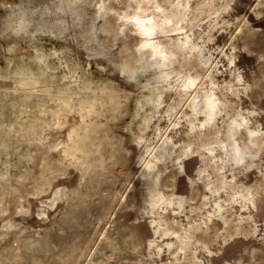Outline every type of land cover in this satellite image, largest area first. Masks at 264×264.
Masks as SVG:
<instances>
[{
    "label": "rangeland",
    "instance_id": "obj_1",
    "mask_svg": "<svg viewBox=\"0 0 264 264\" xmlns=\"http://www.w3.org/2000/svg\"><path fill=\"white\" fill-rule=\"evenodd\" d=\"M75 2L0 0V264H264V0H108L99 20L105 0ZM155 6L180 13L162 42L207 62L178 58L166 84L125 18ZM200 89L214 127L189 109ZM234 120L263 142L232 165Z\"/></svg>",
    "mask_w": 264,
    "mask_h": 264
},
{
    "label": "bare ground",
    "instance_id": "obj_2",
    "mask_svg": "<svg viewBox=\"0 0 264 264\" xmlns=\"http://www.w3.org/2000/svg\"><path fill=\"white\" fill-rule=\"evenodd\" d=\"M107 1L108 0H105V2L100 3L97 6V9L95 12V19L96 18L98 19L99 17H102V18L105 17V14L108 12L107 11V3H106ZM74 2H75V0H65L64 5L67 8V7H70ZM61 5L63 6L62 8H64V5L63 4H61ZM152 8L153 9L155 8V10H157V9L161 10V12L163 14H166L164 22L163 21L161 23L156 22L155 18L153 20V18L146 15V11L151 10ZM156 15H158V14H156ZM179 15H180V13L178 11H174V12L168 14L166 10L160 9V7L155 6V7H148V8L140 9L139 12L135 13L132 16H125V18L130 20L129 23L132 24L135 32L143 40L140 49L148 50V55L138 54L137 55L138 59L136 62L137 63H143V64L146 61L149 62L150 66L153 69H155V74H156L158 83H165V82L169 81L171 75L174 74V72L176 71L175 63L178 60V58H180V57L187 59V60L188 59L193 60V59L197 58V60L199 59L198 61L201 62L202 64L207 63L204 60L205 58L202 57V59H200L201 50L197 45H195L192 42V40L190 39L191 38L190 36H185V38H183V39L181 37H178L175 39V41L172 40V38H171V39L167 40L166 42H162L164 35L167 33L169 28L173 27L172 31L180 32V28L178 26V24L180 22L178 20ZM77 17L79 18V16H77ZM23 22H24V19H21L19 21V25H22ZM90 23H92V22H90ZM106 26H108V23H106ZM109 31H111V30H109ZM89 33L91 35L95 33V28L93 25L89 26ZM153 34H155V36H153ZM104 36L105 35H103V37ZM167 45H171L169 47L170 51L166 52V54H164V48ZM133 73H134V70L132 71V74ZM135 75H138V74H135ZM193 84H194V78L191 76H188L180 88V94L184 95V94L190 92ZM221 106H222V102H221V100H219L216 97L213 90L200 89L197 93L192 94V101L190 103L189 109H190L193 116H197V115L201 116V118L203 120V124L210 126V127H214L216 124L218 115L222 111ZM87 107H88V105H87ZM92 111L87 110V114L90 115L91 113H93ZM83 121H84V119H83ZM75 134H76L75 132H72L71 136H73ZM71 136H70V142L68 143V148H70V151L74 150V152H75V150H77V151L81 150L78 146L79 145L78 142L74 141ZM236 136H237V138H235ZM238 136H240L244 141L240 142ZM68 139H69V137H68ZM262 142L263 141L257 135L256 131L252 130L251 128L246 127V124L244 123L243 120L242 121L241 120H234L229 124V130L226 134V139L223 143L225 145L224 150L227 154L228 161L232 162V165H234V164H241L243 162V160L246 158H251L252 156H250V150L258 149L262 145ZM83 143H84V140H83ZM62 147H63V145H62ZM62 149L64 150V148H62ZM75 159H76V157H75ZM149 167H150V165H148L147 168H149ZM186 173H187V171H186ZM187 180H188V178H187ZM210 186H211V184H210ZM158 199L160 200V197ZM148 200H149V198H148ZM161 200H163V199H161ZM215 206H217V204ZM218 209H220V208H218Z\"/></svg>",
    "mask_w": 264,
    "mask_h": 264
}]
</instances>
